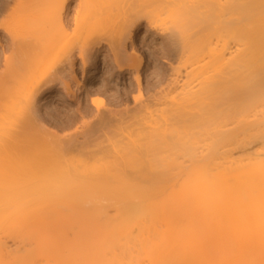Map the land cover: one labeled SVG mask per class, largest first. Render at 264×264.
Segmentation results:
<instances>
[{"label":"bare ground","instance_id":"1","mask_svg":"<svg viewBox=\"0 0 264 264\" xmlns=\"http://www.w3.org/2000/svg\"><path fill=\"white\" fill-rule=\"evenodd\" d=\"M142 19L163 43L170 73L155 83L177 92L171 114H235L207 149L189 150L212 158L196 160L188 182L164 197L134 187L137 161L157 154L158 140L169 143L166 120L120 134L154 102L132 43ZM101 21L108 25L97 31ZM100 55L98 84H83L77 60L83 76ZM110 56L119 74H134L138 94L113 95L123 107L87 99L109 90ZM249 109L264 122V0H0V189L17 201L11 220L0 221V264H264V146L255 157L249 151L264 142V126ZM247 193L258 198L254 207ZM97 197L120 203L110 212Z\"/></svg>","mask_w":264,"mask_h":264},{"label":"rangeland","instance_id":"2","mask_svg":"<svg viewBox=\"0 0 264 264\" xmlns=\"http://www.w3.org/2000/svg\"><path fill=\"white\" fill-rule=\"evenodd\" d=\"M71 5H73V3ZM104 22L107 23V20ZM102 23H103V21L99 22V24H101V26L97 23L98 26H100V27H97L98 30L95 27L94 28L97 31H100L101 27H105V25H108V24H105L103 26ZM96 30H94V33L95 32L98 33ZM132 43H134L138 46V54H141L145 58L143 66L141 67L142 90H143L145 95H147V96L152 95V99L154 102H152V104H150V106L148 108L141 109L135 118L129 119L127 121V123L124 124L123 128L120 131V134L124 135V136H128L129 134L134 133V131L141 129L143 125H145V126L148 125L149 121L152 118L157 119L158 122H161V123L165 122V120H166V122L168 123L167 127H169V131H168L167 140L169 143L165 144V143H162L160 140H158V142L156 144V147H157L156 150H159V152L157 154H154V155L153 154H149V155L143 154L142 157L137 161V165H138L137 168H138V172L140 174V177L137 180V182H138L137 187L138 188L134 187L137 190L140 189L141 192L143 190H148V191L150 190L151 194H152V191L157 190L156 192L159 195L156 192H154V194H152V196H156V194H157V196L162 197L163 196L162 194L164 192H166L164 194H167L168 190H171V189L179 190V188L182 187L185 182H188L187 179L189 177L188 178L186 177V176H188L187 171L191 172L193 170L196 172V169L194 170V167H193L195 165V163H198L199 161H201L200 164L202 163L203 166H205V163H208V161H209L208 159L212 158V157L207 156L204 159H201V158L195 159L189 154V150L193 149L196 146L197 147L200 146L199 149H203V147H205L204 149H207V146H210V144H211L210 139L212 138V136H215V134L217 133L214 131L219 130L218 134H221L220 132L221 131L223 132L227 127L228 128L232 127L231 125H233V121L235 119V118L233 119V116L235 114L233 115L232 113H230V112H233L234 109L233 110L230 109L231 111L229 109H209L210 112L209 113L207 112L208 115L206 114L208 117L205 115L207 117L206 119H209V120H204L201 118H192L190 120H188V119L186 120L185 115L182 117L173 116L171 114V112L169 111L168 107L170 105V103H169L170 100L172 98L174 99L175 97H177V94H176L177 92L168 93L167 89H164L162 87L161 84H163V83H161V84L155 83V81L158 77L163 76V78L165 79L169 76V73H170V67L164 61V57L162 56V54L160 52V48L163 45L162 41L159 39V37L157 35L154 34L153 31L146 29V20L142 19L140 21V23L138 24L137 29L135 30V36L133 37ZM125 46H126V48H125L126 52L129 53L130 49H131V41H127ZM154 49H157V53H156L157 57H155L152 53V51ZM110 60H112L111 56L109 57V61ZM110 62H111L110 63L111 66H107L106 69L103 68V70H105V72H104V74H102V77L106 78L110 83L109 90L105 94H92V96L87 98V99H88V101H91V98H94L98 101L100 100L103 102V104L105 106L123 107V104L121 102H117V99L114 98L113 95L116 93V91L123 89V88H126L129 98H132L133 95L138 94V91L136 89L137 86H136V82L134 79V74L132 71H129V72H125L123 75H121V74H119L118 69L115 66H112L113 62L112 61H110ZM171 62H172V65L177 64V61L175 59H173ZM78 63H79V61L77 60V63H76L77 67L75 68V72H76L75 74L77 75V77L80 80H82L83 84L88 85V84L92 83L93 85L96 86L98 84V82H96V80L99 76H101L102 67H103V62L101 61V55L99 56L98 61L94 65L91 63L88 64V68L83 72V76H82V68L80 66H78ZM94 74H95V77H93L91 79V76ZM153 85H154L153 88L148 89V87H152ZM78 93H80V90L77 91V94ZM83 95L85 96V93ZM173 95L174 96L176 95V96L173 97ZM257 99H259V98H257ZM261 99H259V100H261ZM255 101L256 100H254V102ZM255 104H257V103L255 102ZM195 110L197 112L198 109H195ZM195 110L193 109L190 111L189 109H187V113L190 112L189 114H192ZM249 110L251 111V113H248V114H250V117H254V116H251V114L254 113L256 118L261 119V117H262L261 113H263V112H261L260 109H249ZM249 110H247V111L250 112ZM262 110H264V109H262ZM236 114H237V112H236ZM155 119H154V122H155ZM261 121H262V119H261ZM261 121H260V123L256 122V123H259V126L256 124L258 127L264 126L263 125L264 122L262 121L263 122L262 123ZM151 122H153V121H151ZM205 128H206V132H205ZM207 129L209 131H207ZM220 129H224V130L220 131ZM63 132H65V131L60 130V131H58V134L63 135L64 134ZM173 134H174V137L172 136ZM217 136L218 135L216 134L215 137H217ZM114 138H116V137H113L112 139H114ZM213 139H214V137H213ZM188 141H190V142H188ZM205 141L208 144L209 143L210 144L208 145ZM261 144L264 146V142L259 141L249 149V151L250 150L252 151L251 157H255V153L258 152L257 149H260L262 147ZM256 147H257V149H256ZM258 147H260V148H258ZM254 148L257 150L256 152H255ZM261 150H259V151H261ZM205 151H207V150H205ZM258 155H260V154H258ZM217 156L219 157L221 155L219 154ZM261 156H263V155H261ZM215 161H217V160H215ZM124 171H125V174L128 178H131L133 176V170H132V166L130 163H126V165L124 167ZM190 172H189L190 177H192L193 172L192 173H190ZM184 177H186V178L184 179ZM230 182L232 183L233 181L231 180ZM230 182H229V185H230ZM179 185H180V187H179ZM231 185H233V183ZM221 187L222 186H220L219 188H221ZM230 187L231 186L228 187L229 190H230ZM134 188L131 186V187H128L127 190L131 191ZM231 189L233 190V188H231ZM163 190H166V191H163ZM222 191L223 192H221V193L224 194V196H222V197H225V194L227 195L229 193V191H227L226 189H223V187H222ZM144 193H145V191H144ZM146 193L143 195H145L147 198V196L149 194L146 195ZM97 194L99 196L98 192H97ZM94 197H96V196H94ZM148 197H151V196H148ZM245 197L246 198H244V199L246 201V204L250 201L249 202L250 204H248L249 207L251 206V204L253 205L252 207H254L255 205L258 204L255 201L256 199H258L257 197H255V199H254V197H252L248 193L245 195ZM143 198H145V197H143ZM246 199H248V200H246ZM94 200H95L96 204H100V205L105 206L106 208L109 209L110 212L114 211V207L112 206L113 204H119L120 203V201H118V203H115L117 200H120V197L113 198V199H109L107 197H97ZM19 201H22V200H19ZM93 201L92 202L89 201V203H87V204L94 203ZM133 201H134L133 203L137 204L138 197H134ZM254 201L256 204H254ZM15 203H17V201L15 200L14 194L11 190H1L0 189V221L1 222L11 220V218H12L11 217V211H12ZM138 204H141V203H138ZM142 221H144V224L147 227L151 226V221L149 219H143ZM156 226H158L159 228L161 227L160 224H156Z\"/></svg>","mask_w":264,"mask_h":264}]
</instances>
